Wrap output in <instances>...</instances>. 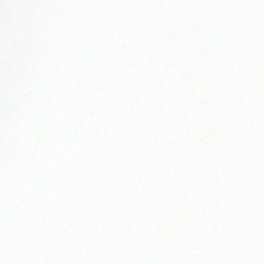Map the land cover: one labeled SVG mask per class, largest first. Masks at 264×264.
<instances>
[{"label": "snow or ice", "instance_id": "obj_1", "mask_svg": "<svg viewBox=\"0 0 264 264\" xmlns=\"http://www.w3.org/2000/svg\"><path fill=\"white\" fill-rule=\"evenodd\" d=\"M0 264H264V0H0Z\"/></svg>", "mask_w": 264, "mask_h": 264}]
</instances>
